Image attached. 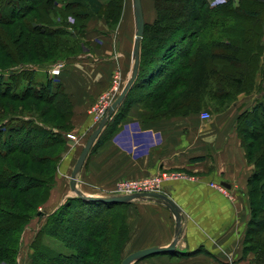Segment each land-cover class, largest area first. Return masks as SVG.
Wrapping results in <instances>:
<instances>
[{
    "label": "trees",
    "instance_id": "1",
    "mask_svg": "<svg viewBox=\"0 0 264 264\" xmlns=\"http://www.w3.org/2000/svg\"><path fill=\"white\" fill-rule=\"evenodd\" d=\"M122 1L0 0V99L45 103L62 119L61 124L47 123L0 103V264L17 263L21 233L37 216L44 222L29 243V264H121L124 259L128 203L93 202L75 195L48 215L38 211L55 182L67 142L63 133L73 126L70 97L58 78L42 85L34 81L37 68L78 57L88 20L103 10L108 17L118 15ZM151 1L154 18L144 24L137 76L88 155L118 129L133 106L140 108L143 121H153L203 111L219 114L239 95L256 94L259 97L238 115L235 130L253 166L242 253L253 254L251 264H264V179L259 168L264 166V3L248 0L254 4L248 7L244 0L216 5L209 0ZM244 16L256 23L242 35ZM68 17L75 22L69 23ZM20 25L12 38L10 28ZM256 141L258 151L253 150ZM37 165L46 166L45 175L34 170Z\"/></svg>",
    "mask_w": 264,
    "mask_h": 264
},
{
    "label": "crops",
    "instance_id": "2",
    "mask_svg": "<svg viewBox=\"0 0 264 264\" xmlns=\"http://www.w3.org/2000/svg\"><path fill=\"white\" fill-rule=\"evenodd\" d=\"M87 31L91 51L63 62V68L67 65L71 71L61 68L56 77L69 97L74 94L79 98L81 108L87 106L89 92L96 95L107 89L115 71L123 81H128L135 40L133 17L122 20L116 31L106 29L101 20H91ZM257 97L239 95L227 110L212 114L209 120L201 118V114L207 113L203 111L143 121L140 108L133 106L118 129L88 155L77 175V188L86 196L109 197L123 179L163 173L180 175L163 180L159 193L173 204L174 210L157 197L128 202L132 236L127 248L133 247L128 255L175 244L172 252L133 264L252 263L253 254L243 256L242 249L249 218L248 179L253 166L246 161L235 122ZM73 124L79 141L65 158L63 174L79 156L82 137L91 126L90 117ZM61 177L45 205V215L71 196L70 179ZM210 183L225 191L211 187Z\"/></svg>",
    "mask_w": 264,
    "mask_h": 264
},
{
    "label": "rangeland",
    "instance_id": "3",
    "mask_svg": "<svg viewBox=\"0 0 264 264\" xmlns=\"http://www.w3.org/2000/svg\"><path fill=\"white\" fill-rule=\"evenodd\" d=\"M259 1L264 3V0H259ZM212 2H214V0H209L208 1L209 4H211ZM236 2H237V0H236ZM141 4H142L144 22L145 23H151L153 18H154V12H153L154 9H153L152 1L151 0H142ZM243 4H244V6L250 7L251 3L248 0H244ZM252 5L254 7V4H251V6ZM255 7H257V11H258V9H261L260 6L257 5V4H256ZM77 11L81 12V10L79 8H77ZM107 14H108L107 10H103V12L99 16L91 17L88 20V22L86 23L87 27L89 26V23H90L91 20L92 21L93 20H101L103 22L104 27L106 29L112 30V31H116V29L121 24L122 20L132 19V17H133L132 0H123L122 1L121 10H120V13L118 12V15H116V12H115L113 15L108 17ZM262 15H263V19H264V11L262 12ZM76 20H78V19H76ZM67 21L69 23H71V24H73L75 22L73 17H68ZM78 21H80V20H78ZM240 21L243 24V26L245 27V29L243 31H241L242 35H245L246 32L249 34V30H251V28L256 23L254 19L247 18L245 16L242 17ZM21 26L22 25H20V27H18V28H15V26L10 28V30H12V32H11L12 38H16L18 36V30L20 31ZM15 29L17 31L13 32V30H15ZM24 34H26V32ZM85 41L86 42H84L83 49H82L83 51H82V53L80 55L85 54L88 51H91L89 43L87 41V36L85 37ZM59 63H62V62H57L55 65H57ZM2 64L6 65V62H2ZM55 65H52L51 67H48V68L40 67V68H37L35 70L34 81H35L36 85H42V84H44L46 82L47 79H55L57 77V76H53L51 74V72H50L51 68L54 67ZM62 69L65 70V71H68V72L71 71V68L67 67V65H64V68L62 67ZM115 76H119V78H120V82H119L120 83V87H122V89H123V87L125 86L126 80L123 81L122 78L119 75V72L115 71L112 74V76L110 77V84L107 87V89H105L103 92L98 93L96 95H94V93H90V92L87 94L86 97H87L88 100L86 101V103H88V104H87L86 107H82V108L80 107L79 98H75L74 94L72 95V97L70 96V101H71V104H72L71 125L73 126V129H74L73 121H77V122L80 123V122H82L85 119V117L87 115H89L90 121H91L90 129L87 131L86 135L83 136L84 138L82 137V143H80V152H81L82 148L84 147V145L86 143V139L88 138V136H90L92 134V132L96 129L97 125L99 124V123L97 124L94 121L93 116L90 114V112L92 111L94 106L97 105L100 102L101 97H103V96L105 97V96L109 95L113 91V82L112 81H113V77H115ZM74 82H75V86L77 87L78 83L76 82V80ZM79 88H81V87H79ZM65 93H67L68 95L70 94V93L66 92V90H65ZM4 102L9 103V105H11L10 107L13 106L12 107L13 109L17 108L16 110L18 111L17 113H19V114H23L22 110H25L24 114H27V115L29 114V115L36 116L39 120H42L44 122L52 123V124H56V123L57 124H61L62 123V119H59V117L56 116V113H55V111L53 109H51V106L47 105L45 103H40V102L33 101V100H28V101H22V102L15 103V102H12V101L10 102L9 100L6 101V100H1L0 99V103L1 104H4ZM27 103L30 106H27ZM223 107L224 106L222 105L221 108H223ZM4 110L7 112L9 109L5 108ZM209 114H210V117H211L212 114L211 113H209ZM93 128H95V129L92 131ZM63 134H64V136H65L64 138H65V140L67 142H66V145L61 148V151H62V149H63V151L61 153L60 161H59V163H58V165L56 166V169H55L56 170L55 182L53 184L51 192L55 188L57 180L60 177V175L62 177L66 176L65 178H66L67 181L70 179L72 170H73L74 165H75V164H73L71 169L68 172H66L65 174H63V164L65 162V158L67 157L70 149L72 147H74L78 143L77 141H79L78 136L73 132V130L67 132L66 134L65 133H63ZM67 134L73 135L75 137V139L74 140L68 139L66 137ZM249 141L250 140L247 139V142H249ZM251 141H252V139H251ZM259 143H260V141H256V143H255L256 146L253 148L254 151H258ZM54 152H55V149L51 150L49 153L54 154ZM74 163H76V161ZM259 168H260V171L261 170L263 171L262 172V176H263V179H264V166L260 165ZM34 170H36V171L40 170V171H42L41 173L43 175H45L44 172L46 171V166L44 167V166H38L37 165V167ZM32 172L33 171H31L30 173H32ZM76 187H77V184H76ZM77 190H78V188H77ZM114 190H115V188H114ZM51 192H50V195H51ZM50 195H49V198H50ZM81 195L82 196H86L85 194H82V193H81ZM71 197H75V194L73 192L71 193V196H69L67 198H71ZM49 198H48V200H49ZM48 200L43 205L38 207V211L39 212L45 213V205L47 204ZM36 202H37V200H36ZM255 208L257 209L256 211H258L259 208H258L257 204L255 205ZM125 211H126L125 215L127 217L126 218L127 219V224L129 226V235H128V239L125 242V244L123 246V249H122V258H125L126 256H128V253H129L130 249L132 250V248H133V247L132 248L131 247L127 248L128 243L130 241V238L132 236V226H131L132 215L130 214L129 206H127V209ZM43 222H44L43 217H38L37 216L34 219H32V221L29 223L28 227L23 231V233H21V236H20V249H19V252H18L17 263L16 264H29V255L31 253L30 249H29V245H30L29 243L35 237L36 232L42 226ZM165 264H170V261L166 262ZM171 264H177V262L174 261V262H171Z\"/></svg>",
    "mask_w": 264,
    "mask_h": 264
},
{
    "label": "water",
    "instance_id": "4",
    "mask_svg": "<svg viewBox=\"0 0 264 264\" xmlns=\"http://www.w3.org/2000/svg\"><path fill=\"white\" fill-rule=\"evenodd\" d=\"M132 8H133V20H134V26H135V40H134V45H133V63H132L130 77L128 81L126 82L125 86L123 87L121 93L117 97V99L110 106L107 115L102 118V120L99 122V124L97 125L96 129L92 132V134L89 136L84 147L82 148L76 160L74 168L72 170L71 176H70V188L75 195L80 196L89 201L100 202V203L124 204V203H128L137 198L157 197L167 202L171 206V208H173L174 210L175 207L173 206V204L169 200H167L164 196L157 194V193L132 195V196L91 197V196H82L76 187L77 175L79 174L95 140L97 139V137L103 130L105 123L107 122L109 117L113 114V112L119 107V105H121V103L125 99V96L128 90L130 89L132 83L134 82L137 76L138 63H139V43L143 37L144 24H145L141 0H132ZM174 245L175 244L173 243L172 245L168 247H164V248H151V249H145V250L131 253L122 260L121 264H132L135 261H138L140 259L152 256V255L172 252L175 249Z\"/></svg>",
    "mask_w": 264,
    "mask_h": 264
},
{
    "label": "built area",
    "instance_id": "5",
    "mask_svg": "<svg viewBox=\"0 0 264 264\" xmlns=\"http://www.w3.org/2000/svg\"><path fill=\"white\" fill-rule=\"evenodd\" d=\"M225 0H214L211 5H216L218 3H222ZM63 62L55 65L51 68L50 72L53 76H58L60 74L61 68L63 67ZM113 91L107 95L101 97L100 104L94 106L90 114L93 116L94 121L98 124L103 117H105L108 113L110 106L117 99L118 95L121 93L122 87H120V78L119 76L113 77ZM120 87V88H119ZM201 118L203 120H209L210 115L208 113L201 114ZM66 137L68 139L74 140L75 137L71 134H67ZM180 177L178 174H157L152 175L142 179H123L117 183L115 190L111 196H132V195H142L149 193H161V184L165 179H171ZM210 186L219 190L225 191L224 188L217 184L210 183Z\"/></svg>",
    "mask_w": 264,
    "mask_h": 264
}]
</instances>
